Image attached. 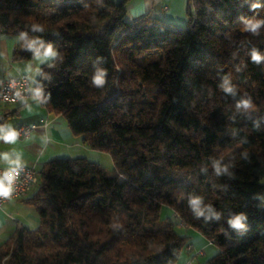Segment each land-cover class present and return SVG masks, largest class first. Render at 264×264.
<instances>
[{"label": "trees", "instance_id": "16d2710c", "mask_svg": "<svg viewBox=\"0 0 264 264\" xmlns=\"http://www.w3.org/2000/svg\"><path fill=\"white\" fill-rule=\"evenodd\" d=\"M128 1L0 0L12 61L57 53L32 95L113 162L43 163L22 198L38 225L0 244V264H175L191 243L163 206L217 247L200 264H264V0H187L182 26L129 19Z\"/></svg>", "mask_w": 264, "mask_h": 264}, {"label": "crops", "instance_id": "0c3cea01", "mask_svg": "<svg viewBox=\"0 0 264 264\" xmlns=\"http://www.w3.org/2000/svg\"><path fill=\"white\" fill-rule=\"evenodd\" d=\"M128 18L135 19L145 13H151L153 16L167 20L174 24L183 22V9L172 11V0H129L128 3ZM181 8V7H180ZM15 40L11 37L0 35V68L6 66L7 62H11V56L14 50ZM34 58V57H33ZM33 58L27 64L24 61L19 62L16 66H12L13 72H3L0 76V81L9 75H15L20 72L27 73L30 76L31 71H37L41 65L33 61ZM26 62V63H25ZM12 109H5L9 112L8 116L23 115L20 121H17L12 127L7 124V117L3 125H0V135L8 131H14V128L19 124L36 123L37 128L27 139L17 137L16 142L5 143L0 140V167L8 168L13 166L10 161H15L17 155L21 159V164L26 166H34L37 171L43 163L52 159L75 156H85L89 159L96 160L100 151L89 148L82 142L79 136L73 135L66 123V120L61 115L50 113L40 103L39 99L34 100V95L23 101L14 103ZM16 111L17 113H12ZM42 120L46 121V124ZM8 154V160L3 158V154ZM34 185L31 194L35 191ZM30 194V195H31ZM29 196V195H28ZM38 224V216L34 206L25 202L22 198H11L0 205V244L10 237L16 228L21 225L30 227ZM192 245V243H191ZM193 247V245H192ZM188 250V249H187Z\"/></svg>", "mask_w": 264, "mask_h": 264}, {"label": "rangeland", "instance_id": "374dc122", "mask_svg": "<svg viewBox=\"0 0 264 264\" xmlns=\"http://www.w3.org/2000/svg\"><path fill=\"white\" fill-rule=\"evenodd\" d=\"M172 11L175 12L176 10H180L183 9V22L180 23V25H185V22L187 20V13H186V8H187V0H172ZM181 7V8H180ZM128 18V16H127ZM179 25V24H178ZM52 57L47 58V59H39L37 58V55L33 58V61L35 62V65H37V63L42 64L46 61L51 60ZM24 60H17V61H11V62H7L6 66L3 67V69L0 68V76L1 73L9 71V72H13L12 70V66H16L17 63L22 62ZM26 62H28L27 64L32 63V61H28L25 60ZM25 62V63H26ZM1 67V66H0ZM37 75V71H31L30 72V76L32 77V80L35 79ZM33 96V95H32ZM37 99L36 96H34V100ZM14 106V103L12 102H1L0 101V115L4 114V110L5 109H12ZM23 115H17V116H8L7 117V124L9 125V127H12V125H14L17 121H20L22 119ZM65 120V119H64ZM60 157H65V156H60ZM96 161H98L100 163L101 166H103L105 169H107L108 171H112L113 170V162L111 159V156L109 153L107 152H100L99 156L96 157ZM40 183L38 181V183L36 184V188L39 187ZM162 217H166V216H170L172 218V220L174 221V228L175 230L181 234V235H186L189 236V240L190 243H192L193 248L191 250H187L186 248H183L179 257H178V261L175 264H184L187 260L191 259L192 260V264H200V263H204L205 260L207 258H209L210 256H212L216 251H217V247L215 245H213L212 243H208V240L200 233L198 232L196 229H193L191 227H187L185 225H183L182 223L179 222L178 218L176 216H174L172 214V211L166 207L163 206L161 208V212H160ZM38 224H34L31 225L30 228H35ZM198 250H203V254H197Z\"/></svg>", "mask_w": 264, "mask_h": 264}, {"label": "built area", "instance_id": "2783aa9c", "mask_svg": "<svg viewBox=\"0 0 264 264\" xmlns=\"http://www.w3.org/2000/svg\"><path fill=\"white\" fill-rule=\"evenodd\" d=\"M32 92V85L29 79V75L24 72H20L15 75H9L6 78L0 81V101L7 103H17L27 100ZM44 124H46L45 120H42ZM37 124L25 123L19 124L14 128V131L17 134V137L22 139H27L31 136V134L36 130ZM21 168L18 170L19 174L15 176L12 192L8 196H0V205L9 200L11 198H23L27 197L35 184L39 181L38 171L34 166H26L21 164ZM11 167H14L11 166ZM8 168L0 167V176L8 170ZM208 243H211L208 241ZM192 245H188V250H191ZM197 254H203V250H198ZM184 264H192V260H187Z\"/></svg>", "mask_w": 264, "mask_h": 264}, {"label": "clouds", "instance_id": "9594fccd", "mask_svg": "<svg viewBox=\"0 0 264 264\" xmlns=\"http://www.w3.org/2000/svg\"><path fill=\"white\" fill-rule=\"evenodd\" d=\"M261 22H256V23H249L248 27L255 32L257 28L260 27ZM24 37V34H21V38ZM36 42H32L30 44V47H33ZM37 58L39 59H47L50 57H54L57 53L55 49L51 46L48 45L46 48H44L43 52H41L39 49L36 50ZM264 57H262L258 52L253 50L252 52V60L255 62H260ZM95 82L97 84L103 83V80L101 76H97L95 79ZM226 91H232L231 88H227ZM39 93H37V96ZM3 129H0V132H2ZM17 134L15 131H8L7 133L0 135V140H3L5 143H12L14 144L16 142ZM3 158L5 160H8V154L4 153ZM11 164L14 165V167H10L8 170H6L2 176H0V196H8L12 192V185L13 181L16 175L19 174L18 170L21 168V159L19 155H17V159L15 161H10ZM193 205H196L198 201H193ZM243 216H238L234 220L230 221L233 227H242L241 225V220L243 219Z\"/></svg>", "mask_w": 264, "mask_h": 264}]
</instances>
